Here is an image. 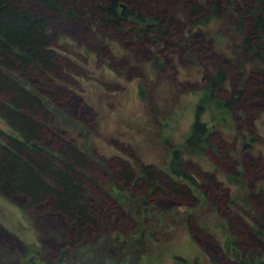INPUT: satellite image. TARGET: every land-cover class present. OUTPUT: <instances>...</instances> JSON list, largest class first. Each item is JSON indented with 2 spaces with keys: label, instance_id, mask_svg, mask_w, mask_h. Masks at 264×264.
<instances>
[{
  "label": "rangeland",
  "instance_id": "rangeland-1",
  "mask_svg": "<svg viewBox=\"0 0 264 264\" xmlns=\"http://www.w3.org/2000/svg\"><path fill=\"white\" fill-rule=\"evenodd\" d=\"M196 1L203 9L197 17H191L186 6L183 12L172 7L171 17L179 27L170 28V34L162 38L149 32L151 39H139L131 24L121 29L105 24L84 31L82 23L72 17H61L56 28H51L57 35L54 48L69 75L65 88L70 91L60 104L62 116L85 126L66 119L63 123L56 113L52 130L67 132L66 137L71 134L77 147L89 155L92 178L101 183L103 222L98 233L85 234L75 242L73 230L62 217L38 208L25 215L20 208L22 198L0 194V264H24L21 256L38 251L51 264L264 262V239L248 235L247 229L246 241L253 247H239L247 258L244 262L225 244L231 235L227 220L236 214L230 204L234 199L245 210L239 215L244 214L246 227L255 225L264 231V211L255 207L250 194L262 191L264 195V101L250 98L248 90L234 103L232 116L224 123L212 122L208 111L201 116L215 129L216 149L199 159L184 156L186 169L199 181L203 175L214 176L221 192L210 188L201 199L196 194L189 200L161 199L145 208L139 199L108 185L115 159L134 169L141 164L166 169L170 149L190 131L206 78L222 61L233 68L219 89L229 101L248 77L257 74L264 80V62L246 51L245 42L253 21L246 13L257 1ZM259 14L264 17V8ZM238 21L241 29H237ZM252 40L264 45V30ZM236 73L242 80L237 82ZM0 129L14 134L1 118ZM227 175H237L239 183L229 182ZM143 208L139 215L137 210ZM63 252L67 256L57 262Z\"/></svg>",
  "mask_w": 264,
  "mask_h": 264
},
{
  "label": "trees",
  "instance_id": "trees-1",
  "mask_svg": "<svg viewBox=\"0 0 264 264\" xmlns=\"http://www.w3.org/2000/svg\"><path fill=\"white\" fill-rule=\"evenodd\" d=\"M255 1L257 3L246 13L253 18L251 33L245 40L246 51H251L254 59L263 63L264 45L253 44L252 37L264 30V17L259 14L264 0ZM184 6L191 17L203 11L196 0H85L82 3L79 0H0V118L14 132L10 134L0 129V194L4 198H22L20 208L25 215L30 209L38 208L62 217L73 230L75 242H80L85 234L99 232L103 222V210L99 208L102 191L101 183L92 178L91 159L77 147L71 134L66 137L67 132L64 135L52 130L56 113L61 115L63 123L70 120L62 116L64 112L60 109L70 89L65 88L69 75L63 57L54 48L57 35L51 28H56L61 17H72L82 23L84 31L105 24L117 29L131 24L139 39L146 36L151 39L149 32L165 37L170 34V28L179 27L171 17L174 16L172 7L183 12ZM217 8L215 4V15ZM241 28L238 21L237 29ZM232 69L224 60L206 78L190 131L181 144L170 149L165 170L143 164L134 169L115 159L114 174L108 184L110 189L139 199L145 208L156 200H189L194 198L193 194L201 199L213 189L221 192L214 176L207 174L204 178L203 175L199 181L186 169L184 156L199 159L206 151L217 147L212 142L215 129L201 120L204 112H210L212 122L224 123L232 116L234 103L237 105L247 90L250 98L264 101V80L257 74L248 77L234 100L229 101L219 94ZM236 75L237 82L242 80L238 73ZM70 121L84 126L76 119ZM227 178L229 182L239 183L237 175H227ZM250 194L255 207L264 211L263 192ZM216 203V207H220L221 202ZM230 204L236 208V214L227 220L231 235L225 244L244 262L247 258H243L239 247L247 250L253 247L246 241L245 229L255 239H264V231L255 225L246 227L242 222L244 214L239 215L245 210L237 207L235 199ZM141 210H137L139 215L145 209ZM188 228L193 232L190 224ZM40 253L29 252L28 256L20 258L24 264H51L50 258ZM66 256V252L61 253L57 262ZM177 260L186 262L181 258ZM252 264L264 262L252 260Z\"/></svg>",
  "mask_w": 264,
  "mask_h": 264
}]
</instances>
